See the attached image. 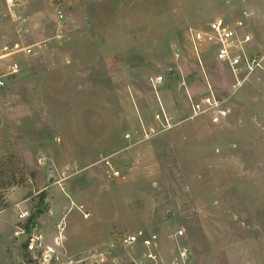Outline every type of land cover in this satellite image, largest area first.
<instances>
[{"label": "rangeland", "instance_id": "1", "mask_svg": "<svg viewBox=\"0 0 264 264\" xmlns=\"http://www.w3.org/2000/svg\"><path fill=\"white\" fill-rule=\"evenodd\" d=\"M242 9L260 57L264 0H23L21 31L3 15L0 45L32 52L0 90V264H24L19 210L47 241L65 217L70 251L142 231L157 235L156 264H264V61L235 87L189 35ZM209 89L218 124L191 118Z\"/></svg>", "mask_w": 264, "mask_h": 264}, {"label": "built area", "instance_id": "2", "mask_svg": "<svg viewBox=\"0 0 264 264\" xmlns=\"http://www.w3.org/2000/svg\"><path fill=\"white\" fill-rule=\"evenodd\" d=\"M22 2L23 0H0V21L3 15L10 20L19 21L17 31L24 28V20L21 16H17L14 10ZM61 19L62 15L58 14L57 20ZM251 23V12L242 9L236 17H216L204 29L189 30L193 58L201 65L200 57L203 50L209 51L214 61L230 72L232 79L235 80V87H240L248 75L261 68L264 61V55L250 56L246 51L253 40L250 33ZM31 52V47H22L18 43L0 45V90L20 72L19 62L13 61L12 58L19 55L29 56ZM179 56V51L176 50L174 58L178 59ZM161 81V77L154 78L153 88H156ZM222 104L209 89L205 95L191 103V118L208 115L213 124H218L225 113ZM154 119L159 124L161 132L168 131L173 126L170 116L157 114ZM124 139H129V135L125 134ZM103 164L108 168L111 178L119 177V171L111 167L107 158L103 159ZM67 170L68 168L63 170L64 174ZM76 210L84 218L89 217V214L84 213L83 206H78ZM30 217L27 210H19L16 231L13 234L16 239H23L24 264H156L158 238L155 234L137 231L118 236L104 244L70 251L65 244V217L56 222L55 234L49 241ZM182 234L183 232L179 230L174 238H180ZM136 246L143 248L144 252L135 249ZM187 255L185 247L178 249V259L181 263L187 259Z\"/></svg>", "mask_w": 264, "mask_h": 264}, {"label": "trees", "instance_id": "3", "mask_svg": "<svg viewBox=\"0 0 264 264\" xmlns=\"http://www.w3.org/2000/svg\"><path fill=\"white\" fill-rule=\"evenodd\" d=\"M37 213L40 214L41 212L38 211Z\"/></svg>", "mask_w": 264, "mask_h": 264}, {"label": "water", "instance_id": "4", "mask_svg": "<svg viewBox=\"0 0 264 264\" xmlns=\"http://www.w3.org/2000/svg\"><path fill=\"white\" fill-rule=\"evenodd\" d=\"M49 211V210H48Z\"/></svg>", "mask_w": 264, "mask_h": 264}]
</instances>
